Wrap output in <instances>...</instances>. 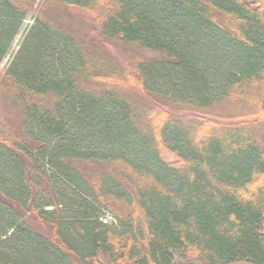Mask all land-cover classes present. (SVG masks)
Instances as JSON below:
<instances>
[{"label":"trees","instance_id":"16d2710c","mask_svg":"<svg viewBox=\"0 0 264 264\" xmlns=\"http://www.w3.org/2000/svg\"><path fill=\"white\" fill-rule=\"evenodd\" d=\"M31 12L0 264H264V0H0V63Z\"/></svg>","mask_w":264,"mask_h":264},{"label":"rangeland","instance_id":"374dc122","mask_svg":"<svg viewBox=\"0 0 264 264\" xmlns=\"http://www.w3.org/2000/svg\"><path fill=\"white\" fill-rule=\"evenodd\" d=\"M34 12V10L32 11ZM31 12V14L29 15V17L24 21L22 28L20 29V31L18 32V34L15 36L13 43L11 45V48L7 54V56L2 60V62L0 63V73H2V71H4V69L9 65L12 56L14 55V53L17 51L19 43L26 31V29L30 26V24L32 23V17H33V13ZM69 12L73 15L76 16H80L82 18H88L89 15L83 11H81L80 9L71 7L69 9ZM162 158L168 162H172L175 161V156L170 154V153H163ZM175 261L177 264H187L186 261H183L178 254H175ZM242 264V263H240Z\"/></svg>","mask_w":264,"mask_h":264},{"label":"built area","instance_id":"2783aa9c","mask_svg":"<svg viewBox=\"0 0 264 264\" xmlns=\"http://www.w3.org/2000/svg\"><path fill=\"white\" fill-rule=\"evenodd\" d=\"M113 220H112V218L110 217V216H108V215H106L105 217H104V219H103V222L104 223H106V222H112Z\"/></svg>","mask_w":264,"mask_h":264}]
</instances>
